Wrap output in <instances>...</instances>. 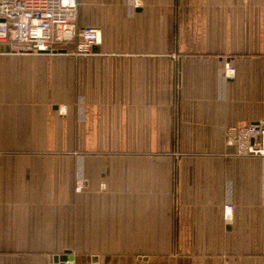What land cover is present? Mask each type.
<instances>
[{"label":"crops","instance_id":"0c3cea01","mask_svg":"<svg viewBox=\"0 0 264 264\" xmlns=\"http://www.w3.org/2000/svg\"><path fill=\"white\" fill-rule=\"evenodd\" d=\"M77 8L98 51L0 47V264H264V158L224 139L264 122V0Z\"/></svg>","mask_w":264,"mask_h":264},{"label":"built area","instance_id":"2783aa9c","mask_svg":"<svg viewBox=\"0 0 264 264\" xmlns=\"http://www.w3.org/2000/svg\"><path fill=\"white\" fill-rule=\"evenodd\" d=\"M77 0H0V47L15 53H53L68 51L86 55L101 42L100 30L78 26ZM225 75L234 68L228 63ZM65 106L60 108V113ZM225 144L239 157L264 158V126L256 123L232 125L225 132ZM80 189V183L77 185ZM231 207H229L230 209ZM63 264H73L66 260Z\"/></svg>","mask_w":264,"mask_h":264},{"label":"water","instance_id":"95a60500","mask_svg":"<svg viewBox=\"0 0 264 264\" xmlns=\"http://www.w3.org/2000/svg\"><path fill=\"white\" fill-rule=\"evenodd\" d=\"M4 49L7 50L6 47ZM98 50H99L98 49V46L97 45H94L93 48H92V51L93 52H96ZM260 125H263L264 126V122H261ZM73 259H74V257L72 255L71 251L70 250H67V251H64L61 255H55L53 257V262H54V264H63L66 260H73Z\"/></svg>","mask_w":264,"mask_h":264},{"label":"trees","instance_id":"16d2710c","mask_svg":"<svg viewBox=\"0 0 264 264\" xmlns=\"http://www.w3.org/2000/svg\"><path fill=\"white\" fill-rule=\"evenodd\" d=\"M71 47H73L72 45H69V46H67V47H65L67 50L69 49V48H71Z\"/></svg>","mask_w":264,"mask_h":264},{"label":"rangeland","instance_id":"374dc122","mask_svg":"<svg viewBox=\"0 0 264 264\" xmlns=\"http://www.w3.org/2000/svg\"><path fill=\"white\" fill-rule=\"evenodd\" d=\"M69 50H74V49H70V48H69Z\"/></svg>","mask_w":264,"mask_h":264}]
</instances>
